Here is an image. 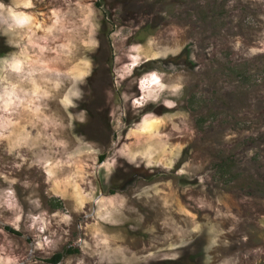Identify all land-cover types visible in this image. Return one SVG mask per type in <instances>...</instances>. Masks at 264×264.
I'll use <instances>...</instances> for the list:
<instances>
[{
    "label": "rangeland",
    "instance_id": "rangeland-1",
    "mask_svg": "<svg viewBox=\"0 0 264 264\" xmlns=\"http://www.w3.org/2000/svg\"><path fill=\"white\" fill-rule=\"evenodd\" d=\"M66 248L264 264V0H0V264Z\"/></svg>",
    "mask_w": 264,
    "mask_h": 264
},
{
    "label": "trees",
    "instance_id": "trees-1",
    "mask_svg": "<svg viewBox=\"0 0 264 264\" xmlns=\"http://www.w3.org/2000/svg\"><path fill=\"white\" fill-rule=\"evenodd\" d=\"M101 159L103 160L104 156H102ZM115 192L116 191L114 189L110 190V194H114ZM8 229L13 231V232L15 231V230H13V229H11L9 227H8ZM76 251H78V250H74L73 248H66L63 251L54 254L51 258L47 259V262L52 263V264H58L59 262H61V260L64 257H66V256H68V255H70L72 253H75Z\"/></svg>",
    "mask_w": 264,
    "mask_h": 264
}]
</instances>
